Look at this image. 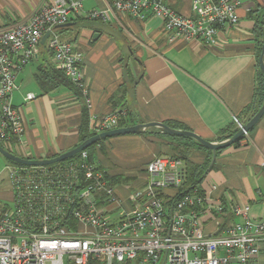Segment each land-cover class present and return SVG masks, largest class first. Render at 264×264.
I'll return each instance as SVG.
<instances>
[{
  "label": "crops",
  "instance_id": "crops-1",
  "mask_svg": "<svg viewBox=\"0 0 264 264\" xmlns=\"http://www.w3.org/2000/svg\"><path fill=\"white\" fill-rule=\"evenodd\" d=\"M50 1L0 0V29L27 20ZM81 1L84 11L107 9L105 0ZM158 1L183 16H193V0ZM241 1L240 24L222 30L217 46L170 38L157 17L141 21L113 13L111 21L83 23L82 15L74 17L59 29H63L62 39L84 55L86 90L70 86L46 92L39 85L42 68L57 69L47 40L41 42L38 57L18 73V90L12 97L25 127L21 156L49 159L73 150L83 143L85 121L95 131L104 117L122 109L130 120L124 127L165 123L212 143L228 140L256 114L262 78L253 13L264 8V0ZM31 63L34 68L26 71ZM29 93L36 99L26 101ZM146 131L104 139L92 150L94 163L107 172L116 190L119 204L109 205L114 214L135 207L134 193L146 188V167L153 160L181 155L191 176L193 167L203 169L210 159L206 148L182 136L160 133L154 127ZM239 142L218 151L215 160L212 154L202 176L199 189L223 203L226 210L225 216L205 218L208 235L218 234L223 223L241 221L232 210L234 205H249L253 217L264 216V116ZM7 168L9 176L2 179L0 190H7L10 199L0 203L11 204L14 193ZM175 195L174 188L165 190L166 198ZM255 264H264V243Z\"/></svg>",
  "mask_w": 264,
  "mask_h": 264
},
{
  "label": "built area",
  "instance_id": "built-area-1",
  "mask_svg": "<svg viewBox=\"0 0 264 264\" xmlns=\"http://www.w3.org/2000/svg\"><path fill=\"white\" fill-rule=\"evenodd\" d=\"M105 1L107 9L84 11L81 0H51L27 20L0 29V144L12 154L22 157L25 149V127L12 103L17 75L38 57L47 33L55 66L85 92L84 55L57 33L74 17L103 22L113 13L141 21L157 17L170 38L217 46L222 30L240 24L242 6L241 0H193V16L186 17L158 0ZM34 99L33 93L26 97ZM121 114L104 117L97 133L118 128ZM76 155L48 165L10 163L14 197L11 204L0 203V264L256 263L264 216L253 217L249 205H234L241 221L223 223L218 234L208 235L205 218L225 216V207L199 188L182 190L187 178L182 158L150 162L146 188L134 193L135 207L114 214L109 205L119 199L107 172L89 160L87 150ZM167 188L177 195L166 198Z\"/></svg>",
  "mask_w": 264,
  "mask_h": 264
},
{
  "label": "water",
  "instance_id": "water-1",
  "mask_svg": "<svg viewBox=\"0 0 264 264\" xmlns=\"http://www.w3.org/2000/svg\"><path fill=\"white\" fill-rule=\"evenodd\" d=\"M66 25H69V24H66ZM48 36H49V33H47L43 37L42 43H44L47 40ZM259 63H260V69L264 75V42L262 45ZM263 116H264V102L261 108L259 109V111L254 115V117L246 125L242 126L240 130L233 137H231L230 139L226 141L220 142V143L209 142L207 140H204L200 136L196 135L194 132H191L188 130L174 129L165 123H148V124H142V125L140 124V125L128 126V127H119V128H116L110 131L98 133L95 136L83 142L78 147L74 148L73 150L65 152L55 158L39 159V160L25 159V158L18 157L12 154L8 150H6L1 144H0V154L4 156L5 158H7L8 160H11L19 164L32 165V166L48 165V164H53V163H57V162L72 158L79 152L86 150L87 148L91 147L95 143L102 141L104 139L111 138L114 136H119V135L145 133L147 129L154 127V128H158L160 133L170 134V135H175V136H182V137H189V138L194 139L202 147L211 150L214 154V160H215V156L218 151L233 146L246 133H249L257 125V123L262 119Z\"/></svg>",
  "mask_w": 264,
  "mask_h": 264
},
{
  "label": "trees",
  "instance_id": "trees-1",
  "mask_svg": "<svg viewBox=\"0 0 264 264\" xmlns=\"http://www.w3.org/2000/svg\"><path fill=\"white\" fill-rule=\"evenodd\" d=\"M253 14H255L254 15V19H255V34H256V37H257V41H258L257 52H258V56L260 58L262 45H263V42H264V8L262 10H258L257 12H255ZM73 21L74 20L71 19L70 22H73ZM86 21L88 22V21H91V20H87L84 17L81 19V23L86 22ZM75 23L78 24L79 21H75ZM62 30L63 29H59V28L57 29V31H59L61 34H62ZM41 72L42 73L38 77V83L46 92L50 91V90L57 89L59 87H70V86L76 87V85L73 84L70 81V79L68 78V76L64 72H62L60 70H57L56 68H51L50 69L49 67L45 66L44 68H42ZM261 77H262L261 78V82H260V84L258 86V89H257V93H258L257 96L259 98V108H258L257 112L259 111V109L261 108V106L263 105V102H264V75H263V73H261ZM120 112L121 113L123 112L124 114H121V116L119 117V126H118V128L126 126L127 123L130 121V120H128V112H127V110H123L122 109ZM171 126L174 129H180V128H176L175 125H173V124H171ZM239 130H237L232 136H230L229 139L231 137H233ZM81 132H82V136H83L82 137L83 142H85L89 138H91V137L95 136L96 134H98L96 130L95 131H90V125H89L88 121H85V123H84V125H83V127L81 129ZM174 137H176V136H174ZM180 138L185 139V140H189V142L201 147V145L198 144L192 138H189V137H180ZM241 139H239L235 144H239L240 143L239 141ZM99 142L95 143L94 145H92L91 147L86 149L89 152V155H90L89 160L92 163H94V160H93V156L94 155H93V151L92 150L94 149V147ZM206 150L210 152V159L207 162L208 164L203 169H201L200 167H193L191 176L187 174V180H186L185 183L188 184V182H190V179H191V182H190L191 186L189 188L186 187L185 190H184L185 192H192L193 189L199 188V185L202 182V180H201L202 176L205 173L209 163H211V161H212L211 160V158H212L211 155L213 154V152L211 150H209V149H206ZM77 156L78 155H75L73 158H76ZM177 157L182 158L181 155H177ZM9 161H10V163L17 164L15 162L11 161V160H9ZM110 180H111V178H110Z\"/></svg>",
  "mask_w": 264,
  "mask_h": 264
},
{
  "label": "rangeland",
  "instance_id": "rangeland-1",
  "mask_svg": "<svg viewBox=\"0 0 264 264\" xmlns=\"http://www.w3.org/2000/svg\"><path fill=\"white\" fill-rule=\"evenodd\" d=\"M57 33H59L60 35H61V33L59 32V31H57ZM62 38H64V37H62ZM34 64H29L28 65V67L26 68V71H29V70H31L32 68H34ZM25 71V72H26ZM24 72V73H25ZM23 75V74H22ZM24 76V75H23ZM27 77V76H26ZM9 165H11L10 164V161L7 159V158H5L4 156H2L1 154H0V184H1V181H2V179H8V174H9V172H8V168L7 167H9ZM0 188H1V185H0ZM2 190H0V200H5V201H7L8 199H10L9 198V193L7 192V190H6V192H1ZM2 193H5V194H2ZM68 264H73V263H68Z\"/></svg>",
  "mask_w": 264,
  "mask_h": 264
}]
</instances>
